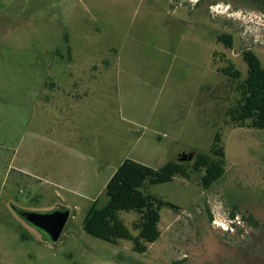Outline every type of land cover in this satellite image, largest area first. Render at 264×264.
<instances>
[{"label": "rangeland", "instance_id": "1", "mask_svg": "<svg viewBox=\"0 0 264 264\" xmlns=\"http://www.w3.org/2000/svg\"><path fill=\"white\" fill-rule=\"evenodd\" d=\"M246 50L264 69V0H0V264H264V130L230 124L239 95L219 71L243 82ZM218 133L210 189L194 172L140 189L177 208L145 253L84 232L124 160L209 155ZM61 209L55 243L19 216ZM118 216L137 237L138 215Z\"/></svg>", "mask_w": 264, "mask_h": 264}, {"label": "trees", "instance_id": "2", "mask_svg": "<svg viewBox=\"0 0 264 264\" xmlns=\"http://www.w3.org/2000/svg\"><path fill=\"white\" fill-rule=\"evenodd\" d=\"M218 41L227 49L232 48L231 35H222ZM241 57L247 66V77L243 82L238 81L241 74L232 63H227L219 70L226 78L236 81L235 90L239 95L237 103L227 109L226 117L237 128L264 130V69L253 52L243 51ZM189 153H194L191 161H168L159 169L124 160L106 184L107 203L98 207L96 200L89 208L83 220L84 232L112 244L130 240L135 252L145 253L148 245L160 237V209L164 206L172 210L177 208L143 194L140 189L146 184L168 183L177 177L188 180L190 172H194L202 173L200 186L208 190L225 172V152L220 133L216 134L209 155L195 150ZM122 211H133L138 215L133 225V230L138 231L137 237H133L120 220L118 213Z\"/></svg>", "mask_w": 264, "mask_h": 264}, {"label": "water", "instance_id": "3", "mask_svg": "<svg viewBox=\"0 0 264 264\" xmlns=\"http://www.w3.org/2000/svg\"><path fill=\"white\" fill-rule=\"evenodd\" d=\"M194 153L181 154V162L191 161ZM68 210H56L50 213H21L19 216L26 223L40 231L50 242L55 243L69 218Z\"/></svg>", "mask_w": 264, "mask_h": 264}]
</instances>
